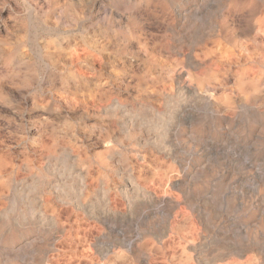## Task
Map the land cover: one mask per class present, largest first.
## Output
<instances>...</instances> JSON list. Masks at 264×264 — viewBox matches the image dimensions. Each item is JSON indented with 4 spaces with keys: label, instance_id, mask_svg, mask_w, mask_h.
Wrapping results in <instances>:
<instances>
[{
    "label": "rangeland",
    "instance_id": "rangeland-1",
    "mask_svg": "<svg viewBox=\"0 0 264 264\" xmlns=\"http://www.w3.org/2000/svg\"><path fill=\"white\" fill-rule=\"evenodd\" d=\"M0 264H264V0H0Z\"/></svg>",
    "mask_w": 264,
    "mask_h": 264
}]
</instances>
